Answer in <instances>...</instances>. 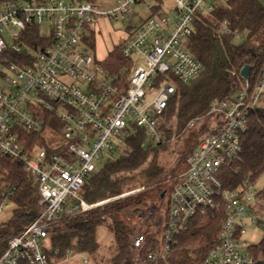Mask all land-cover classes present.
Instances as JSON below:
<instances>
[{
    "label": "built area",
    "instance_id": "built-area-1",
    "mask_svg": "<svg viewBox=\"0 0 264 264\" xmlns=\"http://www.w3.org/2000/svg\"><path fill=\"white\" fill-rule=\"evenodd\" d=\"M113 1V9L106 10L98 0H0V157L21 163L35 178L41 207L38 217L9 239L0 264H58L48 253L51 233L63 218L105 203L86 202L83 188L111 153L127 147L123 136L134 127L144 129L151 147L175 140V135L166 140L162 129L166 110L179 86L204 70L186 41L196 13L209 15L223 0H171L168 11L153 13L119 44L132 67L110 73L90 52L86 34H95L99 16H129L147 0ZM46 22L54 43L30 51L29 61L22 58V34L32 24L43 33ZM219 30L237 43L248 41L249 52H262L254 37L227 21ZM250 75L251 70L247 78L240 72L243 85L233 97L216 100L207 115L188 122V130L206 124L208 130L168 191L164 213L154 206L146 214L151 237L142 230L133 237V264H182L172 260L180 234L196 217L221 214L220 243L199 264H255L250 252L255 244L245 236L250 227L264 230V189L257 191L250 176L237 188H226L220 177L222 168L241 156L250 113L264 110V63L256 81ZM46 110L59 128L46 126ZM41 134L44 144L33 141ZM15 188L6 187L0 212L13 205ZM83 263L88 264L86 257Z\"/></svg>",
    "mask_w": 264,
    "mask_h": 264
},
{
    "label": "trees",
    "instance_id": "trees-1",
    "mask_svg": "<svg viewBox=\"0 0 264 264\" xmlns=\"http://www.w3.org/2000/svg\"><path fill=\"white\" fill-rule=\"evenodd\" d=\"M158 1L160 4L152 6V13L163 9V0ZM223 21H227L232 29L245 31L249 38L254 37L262 52H249L248 41L237 43L231 34L219 30ZM90 35L85 42L90 51L95 52V36L94 33ZM21 39L25 45L21 57L28 61L31 59L30 51L38 52L54 43L52 36L43 34L36 24L28 26ZM186 47L204 64V70L190 84L179 86L166 110L162 126L166 140L173 136L172 126H169L172 119H175L179 133L186 130L181 151L183 163L193 155L203 133L208 130V124L200 131L187 130L188 122L207 115L216 100L233 97L242 88L240 72L246 65L251 66L250 79H258L264 63V4L261 0H223L209 15L196 13L194 32L186 41ZM101 63L110 73L131 68L133 64L124 57L120 45L114 46ZM42 117L46 126L49 123L57 128L61 126L50 110H46ZM41 138L42 134L33 141L44 144ZM145 139L144 129L134 127L133 132L126 136L127 147L115 152L117 156L111 153L104 165L89 177L83 188L85 201L89 204L108 201L86 212L63 218L49 237L50 258L59 262L69 253L96 255L101 249L98 229L106 226L114 235V243L105 264H133V237L139 230L143 231V227H148L145 232L151 234L152 223L146 214L154 206H157L156 213L160 214L161 206L156 201L162 202L165 197L162 195H166L173 185V181L170 187L165 183L168 177L161 156L171 143L167 141L151 147L145 144ZM263 172L264 110H254L249 115L248 129L242 137L240 158L223 167L220 177L226 188L234 189L247 176L256 181ZM175 174L174 170L170 177ZM139 185L144 187L143 191L121 197ZM6 187L16 188L10 196L12 215L0 223V258L8 249L9 239L27 228L41 212L35 178L24 171L21 163L0 157V206L4 202ZM222 218L221 214L215 219L202 216L192 219L186 232L178 237L173 262H202L220 243ZM250 252L257 259L255 264H264V238ZM20 264L28 263L21 261Z\"/></svg>",
    "mask_w": 264,
    "mask_h": 264
},
{
    "label": "rangeland",
    "instance_id": "rangeland-1",
    "mask_svg": "<svg viewBox=\"0 0 264 264\" xmlns=\"http://www.w3.org/2000/svg\"><path fill=\"white\" fill-rule=\"evenodd\" d=\"M98 3L104 5V9L106 10L113 9L111 7H114L113 0L109 1V5L104 4L105 2H102L101 0H98ZM155 3L156 0H147L141 2L131 8L129 16L118 14V19L110 18L107 16H99L96 20L97 26L95 28L94 34L96 41V53L93 51L90 52H92V54L96 55L98 58H105L108 53L114 48V46L119 45L123 42L124 38L128 35L131 29L138 27L142 21L146 20L153 14L152 6H154ZM171 5V0H164L163 9L161 10V13L168 11ZM42 31L46 35L50 34V28L47 22L45 23V26L43 27ZM7 34L9 38V32ZM86 35L87 37L91 36L89 34ZM3 86L4 84L2 83V79L0 78V89H2ZM169 126H172V135H175L176 137L175 140L171 142L170 148L162 152L161 156L166 170L165 174H167L168 177L165 183L168 184V186L170 187V182L173 181L174 183V181H176V177L181 174L186 168V163H183L181 155V151L184 146L183 139H185L186 130H183L179 133L175 119H172V121L169 123ZM195 130L200 131L199 129ZM123 137H126V134ZM117 154L118 153H115L116 156ZM174 170L176 171V174L174 175V177H170V174ZM142 188L143 187L139 185L137 188H133L124 192L121 197L143 191L144 189ZM255 189L257 191H261L264 189V172L256 179ZM167 195L168 194L165 195L164 200H162V202L156 201L161 206V209L159 210L161 214L164 213L163 209L166 208ZM12 208L13 205H10L9 207H4V210L0 212V223L8 220L11 217ZM58 227L59 225H57L56 229H58ZM146 229H148V227H143V231H145ZM98 237L101 244V249L96 255L72 254L68 257V260H66L65 258L64 260L66 261L62 262L61 260L58 262V264H84V257L88 259V264H105V259L111 256L110 246L114 243V235L106 226H101L98 229ZM263 238L264 230L255 227L248 228V233L245 236V239L247 241L255 245L259 244L263 240Z\"/></svg>",
    "mask_w": 264,
    "mask_h": 264
},
{
    "label": "water",
    "instance_id": "water-1",
    "mask_svg": "<svg viewBox=\"0 0 264 264\" xmlns=\"http://www.w3.org/2000/svg\"><path fill=\"white\" fill-rule=\"evenodd\" d=\"M251 70V66L250 65H246L242 70H241V76L244 78H247L249 76ZM165 196V193L162 195V197Z\"/></svg>",
    "mask_w": 264,
    "mask_h": 264
},
{
    "label": "crops",
    "instance_id": "crops-1",
    "mask_svg": "<svg viewBox=\"0 0 264 264\" xmlns=\"http://www.w3.org/2000/svg\"><path fill=\"white\" fill-rule=\"evenodd\" d=\"M104 4H106V3H104ZM109 4H110V3H108L107 5H109ZM109 53H110V52H109ZM109 53H108V54H109ZM107 56H108V55H107ZM107 56H106V57H107ZM106 57H105V58H106ZM105 58H102V59H105ZM100 59H101V58H100ZM102 59H101V60H102Z\"/></svg>",
    "mask_w": 264,
    "mask_h": 264
}]
</instances>
